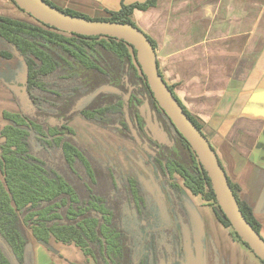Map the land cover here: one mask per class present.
Segmentation results:
<instances>
[{
  "label": "flooded vegetation",
  "instance_id": "obj_1",
  "mask_svg": "<svg viewBox=\"0 0 264 264\" xmlns=\"http://www.w3.org/2000/svg\"><path fill=\"white\" fill-rule=\"evenodd\" d=\"M0 46L16 60L0 72L18 106L7 113L22 117L6 125L24 130L29 169L56 189L26 205L25 216L43 226L44 246H73L82 264H222L215 241L226 230L223 213L208 199L197 157L143 73L127 59L109 62L108 49L81 45L93 66L60 53L66 69L34 77L9 43L0 39ZM105 86L119 92L81 102ZM5 144L0 138V157ZM29 230L33 237L32 223Z\"/></svg>",
  "mask_w": 264,
  "mask_h": 264
},
{
  "label": "crops",
  "instance_id": "obj_2",
  "mask_svg": "<svg viewBox=\"0 0 264 264\" xmlns=\"http://www.w3.org/2000/svg\"><path fill=\"white\" fill-rule=\"evenodd\" d=\"M47 1L108 18L147 0ZM132 20L153 41L159 72L240 187L264 238V0H157Z\"/></svg>",
  "mask_w": 264,
  "mask_h": 264
},
{
  "label": "trees",
  "instance_id": "obj_3",
  "mask_svg": "<svg viewBox=\"0 0 264 264\" xmlns=\"http://www.w3.org/2000/svg\"><path fill=\"white\" fill-rule=\"evenodd\" d=\"M11 1L14 3L13 0ZM45 1L56 7L49 1ZM156 1L157 0H147L143 3H134L131 5L122 4L118 11L110 12L108 18H90L69 9L56 8L66 14L83 17L85 19L132 24L135 26L132 20L134 11H145L153 7ZM28 16L31 17L30 15ZM35 21L41 26L0 15V39L5 40L15 49L20 56L23 67L27 68L30 76L36 77V75L32 73H55L59 68L66 69L61 65L62 61L56 56L60 53L75 54L77 58L81 60L80 62L82 65L93 66L87 57L84 58V48H82L81 45L90 50L99 48L102 54L108 49L109 62L117 64L119 61L127 59L131 69L135 70L134 66L137 65L139 72L142 73L136 60L134 48L123 41L108 36H83L65 33L44 25L37 20ZM149 40L154 46L153 41L150 38ZM13 58L14 56L10 51L0 48L1 60L10 61ZM144 80H146L145 77ZM169 89L172 90L170 86ZM185 113L197 128L201 130V126L196 120L186 111ZM3 118L6 121H10V123H16V125L17 122L22 119L20 114L10 115L7 112L3 113ZM19 128L21 127L5 125L0 131V138L5 137L6 139V144L1 148L2 155L0 157V237L10 248L17 264H24L25 254L31 243V237L27 231L31 223L32 228H34L33 238L42 245H45L47 242V236L44 233L45 231L40 228L43 226L38 224L39 221H35L31 217L28 219V217L25 216L26 211L29 209L26 205L29 202H39L42 198L52 197L56 189L51 184H47L46 186L42 185L43 183L39 171L29 169L26 159L23 156V139L25 132L22 128ZM12 145L16 146V152L11 150L10 146ZM193 156L196 158L194 153ZM197 165L200 167L201 173L200 184L203 186L204 182H206L208 185V199L218 205L210 179L199 162H197ZM228 183L236 197L242 215L252 228L260 234L261 225L259 221L253 215L251 208L239 197L240 187L232 183L229 179ZM20 215L24 216L23 220ZM35 223L37 224L36 226ZM224 227L228 230L230 229L234 237L242 242L225 216ZM55 237L57 240H77L73 237H61L57 234H55ZM242 243L248 247L244 242ZM0 264H11L1 249Z\"/></svg>",
  "mask_w": 264,
  "mask_h": 264
},
{
  "label": "water",
  "instance_id": "obj_4",
  "mask_svg": "<svg viewBox=\"0 0 264 264\" xmlns=\"http://www.w3.org/2000/svg\"><path fill=\"white\" fill-rule=\"evenodd\" d=\"M13 2L35 20L59 31L83 36H108L134 48L137 63L146 78L151 93L167 118L189 144L205 170L223 215L241 241L259 260L264 262V238L242 215L215 150L202 131L187 116L183 106L173 91L169 89V84L159 72L156 52L147 35L132 24L85 19L66 14L45 0H13ZM25 73H27V68H25ZM101 92L119 91L111 86L101 87L81 102H89Z\"/></svg>",
  "mask_w": 264,
  "mask_h": 264
},
{
  "label": "rangeland",
  "instance_id": "obj_5",
  "mask_svg": "<svg viewBox=\"0 0 264 264\" xmlns=\"http://www.w3.org/2000/svg\"><path fill=\"white\" fill-rule=\"evenodd\" d=\"M0 15L41 26L33 18L29 17L28 14L18 9L11 0H0ZM0 47L2 48V46ZM15 64L16 60L14 59L10 60V62L0 60V72L6 66L14 67ZM134 67L139 72L137 65ZM14 102V95L0 81V131L6 125V121L3 119V113L11 111L18 112V106ZM221 231L215 243L216 251L220 254L219 259L222 264H264L248 247L234 237L230 229ZM228 231L230 232L229 235ZM28 233L31 234L30 230ZM29 236L31 237V243L25 254L24 264H36V261L39 264H44L48 260L51 264H82V256L80 257V252L77 248L73 246L63 248L60 244L54 242V240H51L49 246L46 247L37 242L31 235ZM233 239L235 242H233ZM0 249L11 264H17L10 248L1 237Z\"/></svg>",
  "mask_w": 264,
  "mask_h": 264
}]
</instances>
